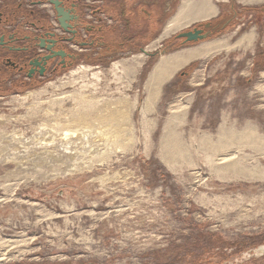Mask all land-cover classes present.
<instances>
[{"label": "rangeland", "instance_id": "rangeland-1", "mask_svg": "<svg viewBox=\"0 0 264 264\" xmlns=\"http://www.w3.org/2000/svg\"><path fill=\"white\" fill-rule=\"evenodd\" d=\"M157 1L171 6L130 26L124 47L89 61L79 54L38 83L0 77V264H264V254L228 257L237 243L264 238V149L234 141L248 126L264 140V69L249 77L252 56L264 52V17L247 26L240 7L212 0L227 23L183 46L178 34L216 19L160 39L183 0ZM251 31L249 49L185 64L143 113L144 85L162 56L224 37L235 44ZM140 54L150 56L133 74L113 66ZM80 128L84 141L72 136ZM167 138L180 156L164 149ZM219 140L223 150L212 146Z\"/></svg>", "mask_w": 264, "mask_h": 264}, {"label": "flooded vegetation", "instance_id": "flooded-vegetation-1", "mask_svg": "<svg viewBox=\"0 0 264 264\" xmlns=\"http://www.w3.org/2000/svg\"><path fill=\"white\" fill-rule=\"evenodd\" d=\"M230 1L240 7L243 12L245 11L247 15L244 19L242 18V21L247 19V26L260 23V17H264V3L245 6L241 0ZM56 3H59L58 8L63 10L66 18L72 21L70 25L72 32H76L74 35L62 30L58 22ZM94 3V0H0L1 84L20 83L24 85V83H38L55 77L69 70L79 61L81 55L77 48L84 50L83 56L89 61L94 56L95 49L93 39L88 36L92 28L89 18L102 14L107 8L105 0H101V6H94ZM235 15L230 14L228 19L232 18L239 22L234 18ZM215 19L214 22L204 23L205 25L210 24V29H204L202 27L204 24L197 28L208 34L207 38H210L217 30H221L228 21L221 19L220 14ZM79 25H82L81 28L78 27ZM262 25H264L262 22L258 24L260 31ZM245 27L246 25L242 24V28ZM98 28L101 30L103 26L101 27L100 24ZM81 31H84V37L80 34ZM257 32V38H264L262 31ZM47 41L55 44L48 45ZM80 44H86V46L81 48ZM49 48L53 55L47 52ZM59 52H64L63 59L55 55ZM236 63L239 67V61ZM255 69H264V52H257L252 56L249 77ZM248 81L249 79L246 82ZM254 240H259V244ZM235 246L234 249L238 252L234 254L230 252L228 257L245 255L249 261L253 260L256 255L260 257L264 254V238H249ZM224 251L228 250L225 248ZM203 261L206 264L208 262Z\"/></svg>", "mask_w": 264, "mask_h": 264}, {"label": "bare ground", "instance_id": "bare-ground-1", "mask_svg": "<svg viewBox=\"0 0 264 264\" xmlns=\"http://www.w3.org/2000/svg\"><path fill=\"white\" fill-rule=\"evenodd\" d=\"M261 1L262 0H244L243 3L245 5H253V4L260 3ZM190 4L191 2L189 0H183L181 2L174 16L171 17V19L167 22L166 26L164 27L160 39L168 37L170 36V34L174 33L175 31L189 26L190 23L204 21V20L214 17L217 14V8L215 6H212L211 0H200L199 2L196 3L195 8H193ZM253 39H254V34L251 31L245 34L244 37L241 38L239 41H237L235 44L231 45L230 46L231 48L229 47L227 40H222V41H217L216 43L208 45L206 47L201 46L198 48L184 50V51L172 54V55H168L167 57L162 56V58L158 60V62L153 66L152 70L149 73L148 79L144 85L146 97H145V107L143 109V113H146L147 111H149V109L155 104V102L157 101L159 97V93H160V89L162 85L166 81H168L180 68H182L185 64H187L190 60L196 59V58L205 59L209 57L210 54H215L222 50L230 51L234 49L235 47L247 48L252 45ZM199 42H202V41H199ZM153 49L155 50L154 46L147 47L145 50L146 54ZM145 56L146 55L140 54V55L132 57L128 63L117 62V63H114L113 66L119 67L126 74H133L135 69L142 64L140 60L145 58ZM30 95L31 93H27L26 95H24V97H28ZM74 120L79 125H86L88 121V116L84 114H79L74 118ZM246 130H247L246 135L244 136L240 134L238 136L236 135L234 138L235 139L234 141L244 142V140H248L252 142L251 144L257 146L258 148L264 149V140L263 142L259 141V138H257L258 135L256 136L255 134L254 127H247ZM224 133H226V131H224ZM232 134L233 133L230 132L229 135L231 136ZM72 136L74 138L78 137L81 141H84L85 138L86 139L88 138L87 133L84 132L81 128L78 131H74ZM165 142L167 144L165 145L164 149H166L169 152L170 151L173 152V157H177V155L180 156L183 153L179 145V142L175 141L176 142L175 144H171L169 138L165 139ZM212 146H215L218 150H223L227 145L224 143L223 140H219L215 145H212ZM230 157L228 156L226 158H230ZM230 159H233V158H230ZM230 159H227V160H230ZM221 160H225V159H221ZM235 168H236L235 166L228 165L224 167L223 170L231 172V173L232 172L239 173V171H237Z\"/></svg>", "mask_w": 264, "mask_h": 264}, {"label": "crops", "instance_id": "crops-1", "mask_svg": "<svg viewBox=\"0 0 264 264\" xmlns=\"http://www.w3.org/2000/svg\"><path fill=\"white\" fill-rule=\"evenodd\" d=\"M94 1H95L94 6H96V4H97V6L100 5L101 0H94ZM105 1H106L105 5H107V8L104 10V12L102 14H99V15H96L95 17H93L91 21L89 20V22L92 25L91 26L92 28H90L89 31L91 34H89L88 36H89V38H92L93 42L95 43L94 44V48H95L94 49V56L97 55L98 53H106L108 51H114V50H111L112 48L117 49V48H121V47L126 46L127 41H125V40H126V37H128L130 35V31H129L130 26L134 27V29H136L139 25L141 26V22H142V19H144V17H145V19L152 20L153 18L156 17L157 8H158V6H160V5H158L157 0H105ZM166 2H167L166 4H164V3L161 4V6H160L161 9H163L164 7L165 8L167 7V9L170 8L171 3H169L168 1H166ZM196 3L197 2L191 1L190 5L193 8H195ZM211 4H212V2H211ZM179 6H178V8H179ZM148 7H149V9H148ZM178 8H177V10H178ZM216 17H217V15L212 17V18H216ZM100 18L103 19V22L101 21ZM207 20H209V19H207ZM204 21H206V20H204ZM100 24H101V27L103 26V28L101 30H99V28H98V25H100ZM80 34L83 37L85 36L84 31H81ZM253 34H254V32H253ZM243 37H244V35L242 36V38ZM255 38L256 37L254 34V39H253L252 45L255 41ZM222 40H228L229 47L231 45H233L232 43H230L228 37H224L220 40L207 42V43L203 44L202 46L206 47L208 45L216 43L217 41H222ZM250 47H247V48L240 47L238 49L234 48L230 51L222 50L218 53L210 54L209 57H207L205 59L204 58H200V59L196 58V59L190 60L188 63H191V62L196 61V60H200V61L208 60V59L214 58V57L222 55V54L227 55L233 51H239V50L244 51V50L249 49ZM79 54H84V50H82V52H79Z\"/></svg>", "mask_w": 264, "mask_h": 264}, {"label": "water", "instance_id": "water-1", "mask_svg": "<svg viewBox=\"0 0 264 264\" xmlns=\"http://www.w3.org/2000/svg\"><path fill=\"white\" fill-rule=\"evenodd\" d=\"M58 5L59 3H56L55 4V7H56V12L58 13V22L62 28V30L67 33V34H72L74 35L76 32H72V26L70 25V23L72 21L68 20L66 18V16L64 15L63 13V10L62 9H59L58 8ZM82 25H79L78 27L81 28ZM204 29L208 30L210 29V24H206V25H203L202 26ZM207 35L208 34H205L203 32V30L201 29H193L192 31H189V32H186V33H181V34H178L176 36V39L177 40H180L182 39L183 42L181 43V45H186V44H190V43H197L199 41H203L207 38ZM46 43H48V45H54L55 43L52 42V41H47ZM86 46V44H80V47L81 48H84ZM50 54L53 55V52L51 51V48L47 49ZM142 52L144 54H146V52L144 50H142ZM57 57H60V58H64L65 57V54L64 52H59L57 54H55ZM147 57L150 56V55H146Z\"/></svg>", "mask_w": 264, "mask_h": 264}, {"label": "built area", "instance_id": "built-area-1", "mask_svg": "<svg viewBox=\"0 0 264 264\" xmlns=\"http://www.w3.org/2000/svg\"><path fill=\"white\" fill-rule=\"evenodd\" d=\"M99 5V4H98ZM96 6H97V4H96ZM101 19V18H100ZM89 20L91 21L92 20V18H89ZM101 21L103 22V19H101ZM77 51L78 52H82V49H80V48H77Z\"/></svg>", "mask_w": 264, "mask_h": 264}, {"label": "trees", "instance_id": "trees-1", "mask_svg": "<svg viewBox=\"0 0 264 264\" xmlns=\"http://www.w3.org/2000/svg\"><path fill=\"white\" fill-rule=\"evenodd\" d=\"M207 40V39H206Z\"/></svg>", "mask_w": 264, "mask_h": 264}]
</instances>
